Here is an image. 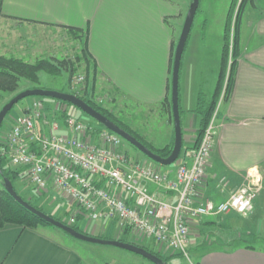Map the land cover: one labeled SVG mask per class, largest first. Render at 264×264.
<instances>
[{"label": "crops", "instance_id": "0c3cea01", "mask_svg": "<svg viewBox=\"0 0 264 264\" xmlns=\"http://www.w3.org/2000/svg\"><path fill=\"white\" fill-rule=\"evenodd\" d=\"M250 12H246L247 19L240 22V51L233 72V86L227 99H222L225 94L223 90L218 103L220 109L216 119L215 145L201 186L202 196L216 203L228 200L230 194L234 193L233 187L240 185L243 178L251 184H259L264 179V9L252 8ZM181 18L183 11L174 0H0V55L33 62L29 49L24 45L19 44L18 47L26 48L20 51L22 56L20 53L10 54L7 44L14 29L89 30L88 48L98 71L111 86L109 93L115 98L117 95L120 99L128 98L142 110L162 108L166 112L169 133L164 148L173 145L175 138L174 119L173 129H169L172 107L167 101L175 29ZM206 21L200 24L193 37L190 34L187 46L191 43V50L197 44L200 49L198 42L200 39L203 42L205 38ZM227 29L228 22L221 28L225 36ZM213 52V62L220 63L221 68L219 64L215 67L210 63L214 69H209L206 63L210 60L205 54L199 55L200 59L192 58L184 78L185 90L180 92L184 136L181 155L187 159L198 147L200 117L196 108L199 92L204 91L212 97L222 69L223 57L219 44ZM230 65L231 61L228 74ZM202 68L206 70L203 83ZM26 108L23 107V114ZM123 148L134 160L152 163L142 156H133L126 147ZM176 167L177 163L163 166L162 169L174 172ZM226 176L231 179L232 187L227 183L225 187L220 185L222 177ZM150 189L171 203L176 202L173 193L165 194L153 185H150ZM44 197L42 201L51 210L60 208V200H53L50 194ZM58 212H62V209ZM232 215L245 216L233 212ZM104 227L107 228L106 225L96 224L90 231L84 232L93 237L115 240L111 228L105 231ZM126 239L129 243L148 246L159 252L152 242L147 244L142 239ZM252 243H238L234 247L228 246L231 243L212 245L197 254L198 264H264V246ZM80 252L79 245L68 242L48 226L30 229L10 224L0 229V264H85ZM116 254L133 264L145 262L125 253Z\"/></svg>", "mask_w": 264, "mask_h": 264}, {"label": "built area", "instance_id": "2783aa9c", "mask_svg": "<svg viewBox=\"0 0 264 264\" xmlns=\"http://www.w3.org/2000/svg\"><path fill=\"white\" fill-rule=\"evenodd\" d=\"M218 110L219 106L190 159L181 155L174 172L152 161L134 160L119 135L96 123H84L72 113L61 122L50 120L40 99L14 119L5 140L0 139V155L16 171L18 181L37 194L66 197L73 206L67 213L69 224L78 225V217L89 225L101 222L115 228V240L129 236L150 240L160 253L189 258L192 223L231 212L247 215L258 186L253 182L220 203L202 196ZM150 185L173 193L176 202L152 191Z\"/></svg>", "mask_w": 264, "mask_h": 264}, {"label": "rangeland", "instance_id": "374dc122", "mask_svg": "<svg viewBox=\"0 0 264 264\" xmlns=\"http://www.w3.org/2000/svg\"><path fill=\"white\" fill-rule=\"evenodd\" d=\"M176 4L183 11V19L178 22V26L175 29V50L182 32L183 24L185 22L187 13L189 11L190 4L192 0H174ZM244 0H200L199 9L197 11L195 21H194V29L191 31V36L195 35L196 30L199 29L200 24L207 19L206 28L204 29L205 38L203 42L201 39L198 43H200V49L198 50V44L193 50H191V43L189 47L185 50L182 58V66H181V74H180V92L182 93L186 87L185 74L187 72L188 64L191 63L192 58L196 59L197 57L200 59V56L209 57V60L206 64L209 65V69L214 67L211 66L210 63L218 67L217 64L214 63L215 53L213 52L216 48V45L219 44V48L221 49V57H223L224 46L226 44V36L225 31L222 34L221 28L224 27L227 22H231L232 26V34H231V42H230V54L232 55L233 47H234V25L238 20V16L240 14V22L247 19L246 12L252 11V8H260L264 9V0H247L246 4L242 6ZM253 13V12H250ZM240 26V25H239ZM193 28V27H192ZM240 32V27H239ZM219 34V38L217 39ZM222 35V36H221ZM224 35V37H223ZM83 38V37H82ZM85 38L83 40H78L73 38L68 30L60 29V28H27L23 29H14L11 30L10 36L8 38L10 47V54H16L22 56V50L26 48L20 46L24 45L27 47L31 54V60L33 62L40 59H54L56 62H62L64 60L71 61V63L75 62L76 55L80 54V52L85 48ZM7 42V40H6ZM205 45L203 48L202 46ZM218 48V47H217ZM15 49V50H14ZM19 49V51H18ZM31 49V50H30ZM174 50V51H175ZM202 50V53H201ZM205 54V55H204ZM175 55V52H174ZM230 55V56H231ZM233 56V55H232ZM230 57V61L231 58ZM174 62V61H173ZM173 62L171 68V86H172V69ZM221 62V61H220ZM212 71H210L211 73ZM63 74L60 76L49 75L45 72L40 73L41 81L39 83H31L29 81H23L20 84L19 89L8 95H3V98L0 102V111L3 106L8 103L14 96L19 94L22 91L28 89H46L53 90L59 92L66 93H76L81 96L91 97L94 101L102 105L104 108L108 109L112 114L118 117L119 120L126 121L131 131L135 132L139 138L141 137L148 145L154 147L155 149H160L166 144L168 138V127L166 125V112L161 109H143L134 104L128 98H122L117 95H111L109 93V89L111 86L107 83V80L101 75L98 71L97 77L94 81V73L91 71V75L88 76L85 64H81L76 72L73 74L71 72V67L68 69H64ZM202 75V83L204 80V76L206 75V70L201 69ZM81 77L84 80L81 83H78L77 80ZM188 82V80H187ZM192 82V79H191ZM191 90V89H190ZM189 90V91H190ZM169 95L171 96V90H169ZM225 95V94H224ZM223 95L222 99H225ZM37 97L26 98L20 101L18 104L14 106L11 110L10 114L4 120L3 127L0 132V139L3 141L7 137L8 133L11 130V127L14 123V119L23 115V107L31 105ZM47 106V114L52 121H62L65 119L63 117L61 108L62 105L54 102L53 100H48ZM220 101V100H219ZM222 102V100H221ZM221 104V103H220ZM220 109V106H219ZM217 110V109H216ZM219 111V110H218ZM72 113V114H71ZM171 116H172V124L169 129H173V110L171 108ZM68 114L76 116L79 120L84 123H93L92 119L84 114L81 110H78L73 107H68ZM148 118V119H147ZM215 145V138L213 141V148ZM124 147H126L133 156L139 155L145 158L138 150L133 148L130 144L124 141ZM213 151V150H212ZM183 154V152H182ZM212 154V153H211ZM181 156V155H180ZM211 157V156H210ZM7 162V161H6ZM8 165V163H7ZM209 165V163H208ZM9 167V166H8ZM221 186L225 187L227 183L230 186L232 181L229 177H222V180L219 182ZM26 183H21L18 181V190L23 198L30 201L35 206H39L47 212L48 215L54 216L56 218H60L64 221L69 222V217H67V213L72 209V205L66 197L61 194L51 192L50 195L53 196V200H60V208L51 210L49 205L44 201H42L45 197L44 195L37 194L35 189L33 190L30 185H25ZM251 182L248 179L243 178V181L240 185L233 187L232 191L234 193L248 189L251 187ZM227 189V188H225ZM256 190L255 199L253 202V208L250 213L241 217H233L231 213L217 215V216H207L204 218L196 219L192 223L191 227V246L189 250V258L181 257L177 259L179 263L176 264H198L199 255L206 248L211 247L212 245L221 243V244H230L234 241H238L239 243H252L255 240V243H252L256 246H264V179L258 186H254ZM2 191V186L0 183V192ZM232 194V193H231ZM230 194V196H231ZM229 196V197H230ZM262 199H261V198ZM227 201V200H226ZM261 201V202H260ZM62 209V212H58ZM57 212V213H56ZM235 213V212H233ZM230 215V216H228ZM79 226L83 228V230L90 231L91 227L94 224H90L88 222H78ZM96 224H102L98 222ZM50 227V226H48ZM105 228V227H104ZM113 233V238H117L118 235L115 231L114 227L109 226ZM49 229V228H48ZM51 231L61 235L65 240L70 243H76L79 245V250L81 251V255L85 260V264H133L128 261L125 257H121L116 253H125L129 256L137 257L144 264H153L149 260L145 259L142 256L134 254L132 252L126 250H119V248L113 246H105L95 243H89L85 241L78 240L62 230L54 227H50ZM107 231V228H105ZM107 233V232H105ZM129 236V235H126ZM124 237L120 240L130 238ZM256 237V238H254ZM127 240V239H126ZM147 244H150L151 241L147 240ZM113 251H121V252H113ZM199 251V252H198ZM164 255L178 254V253H162ZM122 255V254H121ZM180 255V254H179ZM172 261V264L174 262ZM140 263V262H139Z\"/></svg>", "mask_w": 264, "mask_h": 264}, {"label": "trees", "instance_id": "16d2710c", "mask_svg": "<svg viewBox=\"0 0 264 264\" xmlns=\"http://www.w3.org/2000/svg\"><path fill=\"white\" fill-rule=\"evenodd\" d=\"M247 0H244L242 3V6L246 4ZM236 24L234 25V47L232 51V55L230 54V42H231V34H232V24L229 21L228 22V29L226 32V44L224 46L223 51V62H222V69L219 75L218 84L216 87V90L212 97H210L207 93L204 91H200L197 99V108L196 113L200 117V126L197 130V144L199 145L200 141L202 140L203 135L205 134L208 126L210 125V122L216 112L220 97L222 95L223 90H225L224 97L227 99L231 93L232 86H233V72L235 69L236 59L239 56L240 51V33H239V25H240V14L237 18ZM69 34L75 38L80 40H83L85 38V48L80 52V54L76 55L75 62L71 63V61L64 60L62 62H56L54 59H40L35 62H26L22 59L16 58V57H6L0 55V102L3 98V95H8L16 92L21 82L23 81H29L31 83H39L41 81L40 73L45 72L49 75L53 76H60L63 73L64 69H68V67H71V72L74 74L78 67L81 64H85V68L87 71L88 76L91 75V71L94 73V81L97 77L98 73V66L92 56V54L89 51L88 48V39H89V30H82V29H74V28H68ZM83 37V38H82ZM175 50V44L173 46V54H172V62L174 61V51ZM231 58V65L230 70L228 74L229 69V62L230 57ZM233 59V62H232ZM171 81H169V87L168 91L171 90ZM225 88V89H224ZM72 94V93H71ZM77 95L78 97L85 100L89 105H91L93 108L98 110L99 112L103 113L105 116L110 118L112 121L120 125L122 128L133 134L135 137H137L142 143H144L146 146H148L152 151L155 153L161 155L162 157H168L171 152L173 145L167 146L160 149H155L154 147L148 145L141 137L137 134H134L135 132L131 131L130 127L127 123L123 122V120H119L117 116L112 114L108 109L104 108L102 105L94 101L91 97L88 96H81L79 94L73 93ZM37 99H40L46 103H48V100H53L54 102L58 103L59 105H62V115L63 117H66L68 114V107H73L71 104L67 102H62L60 100H55L51 98H40L37 97ZM168 104L172 107L171 103V96H168ZM65 108V109H64ZM77 109V108H76ZM180 112L182 113V110L180 109ZM10 114V113H9ZM8 114V115H9ZM93 123L98 124L94 120H92ZM4 124V123H3ZM100 127H102L100 124H98ZM3 127V125H2ZM104 128V127H102ZM134 148V147H133ZM137 150V149H136ZM182 154V153H181ZM143 155V154H142ZM146 159L145 155H143ZM151 161V160H150ZM156 164V163H155ZM158 165V164H157ZM1 168L3 170V176L9 178L11 182L14 185V189L17 191V193L21 196L19 190H18V176L16 171L12 170L10 167H8L7 162L5 158L1 156ZM2 175H0V180L3 178ZM22 197V196H21ZM23 198V197H22ZM25 201H27L32 206L36 207L40 211L45 212V210L39 206H35L30 201L23 198ZM55 218L56 220H59L67 225L72 226L77 231L84 233L86 235V232H84L83 228H81L79 225H71L68 222L56 218L54 216H51ZM78 221H81L82 218L78 217ZM18 225L22 226L24 228H30V229H36L40 226H50L54 227L50 223H47L43 219L39 218L37 215L23 207L20 203H18L9 193H7L3 187L2 191L0 192V229L4 228L6 225ZM56 228V227H54ZM256 238V237H254ZM257 239V238H256ZM121 241L129 242L126 239H123ZM253 242H256L255 240ZM238 241H234L231 243L230 247H234L236 244H238ZM243 244H247L244 243ZM141 246V245H139ZM146 248L148 251L156 254L157 256L161 257L166 264H172V261H175L177 259H180L183 257L179 254H171V255H164L160 252H157L156 250L148 247V246H141ZM249 248V247H248Z\"/></svg>", "mask_w": 264, "mask_h": 264}, {"label": "water", "instance_id": "95a60500", "mask_svg": "<svg viewBox=\"0 0 264 264\" xmlns=\"http://www.w3.org/2000/svg\"><path fill=\"white\" fill-rule=\"evenodd\" d=\"M199 5H200V0H192L175 50L173 69H172V87H171V103L173 110L175 138H174L172 152L168 157H162L161 155L152 151L148 146L142 143L133 134L122 128L120 125L112 121L103 113L93 108L85 100L78 97L77 95L66 92L53 91V90L37 89V88L28 89L14 96L8 103H6L3 106V108L0 111V132L4 120L11 112V110L14 108V106L18 104L20 101L30 97L51 98L55 100H60L62 102H67L72 106H74L75 108H77L78 110H81L84 114L89 116L92 120L100 124L102 127L119 135L124 141H126L135 149H137L140 153L145 155L152 162L165 167L175 164L182 153L183 141H184L182 119L180 112V102H179L182 58L188 43L190 33L192 31V27L195 21L197 11L199 9ZM0 175L3 176V170L1 168V155H0ZM0 183L3 189L7 193H9L23 207H25L26 209H28L29 211L37 215L39 218L46 221L47 223H50L54 227L62 230L63 232L67 233L68 235L78 240L105 245V246H113L122 250L132 252L139 256H142L145 259L152 262L153 264H166V262L161 257L157 256L156 254L148 251L146 248L141 247L139 245L129 242H124L121 240H110L99 237H93L81 233L76 229H74L72 226L67 225L59 220H56L55 218L40 211L39 209H37L36 207L32 206L27 201H25L14 189V185L9 178L3 176L2 180H0Z\"/></svg>", "mask_w": 264, "mask_h": 264}]
</instances>
